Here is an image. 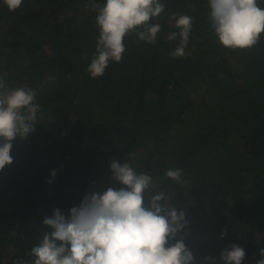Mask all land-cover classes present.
<instances>
[{
	"label": "trees",
	"instance_id": "trees-1",
	"mask_svg": "<svg viewBox=\"0 0 264 264\" xmlns=\"http://www.w3.org/2000/svg\"><path fill=\"white\" fill-rule=\"evenodd\" d=\"M162 2L150 21L161 26L155 44L128 34L121 62L92 78L99 30L89 0H23L15 11L0 0V79L34 90L40 106L35 130L11 142L13 163L0 170V264H31L45 217L67 215L93 189L121 187L110 179L113 160L151 175L185 212L177 239L194 264H220L231 244L245 250L242 264L261 259L264 34L250 49H225L207 0ZM173 14L193 18L183 58L171 55L179 37L167 39ZM175 168L183 185L165 176Z\"/></svg>",
	"mask_w": 264,
	"mask_h": 264
},
{
	"label": "clouds",
	"instance_id": "clouds-1",
	"mask_svg": "<svg viewBox=\"0 0 264 264\" xmlns=\"http://www.w3.org/2000/svg\"><path fill=\"white\" fill-rule=\"evenodd\" d=\"M208 19L217 42L225 49L246 50L264 34V8L258 0H207ZM9 11L23 0H3ZM99 30L95 55L87 68L92 78L103 76L109 62L119 63L126 51L124 38L135 32L139 41L155 44L160 24H151L165 10L162 0H89ZM174 27L167 39L179 45L171 53L183 58L193 18L173 14ZM36 93L26 87L8 88L0 79V170L13 163L12 141L35 130ZM111 181L119 188L91 190L78 207L65 215L54 210L41 224L47 231L27 254L31 264H194L192 252L178 235L187 227L185 212L171 206V197L155 191L151 175L138 173L130 163L113 160ZM55 175V170L50 173ZM165 176L183 185L182 171L169 169ZM51 181H49L50 183ZM15 235V234H14ZM225 232H221V238ZM173 241H175L173 243ZM256 264H264V249ZM245 250L231 244L219 255L220 264H242ZM205 261L217 264L211 257ZM17 264H25L20 260Z\"/></svg>",
	"mask_w": 264,
	"mask_h": 264
}]
</instances>
